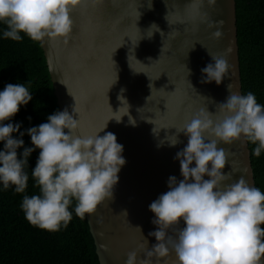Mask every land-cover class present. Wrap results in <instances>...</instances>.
<instances>
[{
	"label": "water",
	"instance_id": "95a60500",
	"mask_svg": "<svg viewBox=\"0 0 264 264\" xmlns=\"http://www.w3.org/2000/svg\"><path fill=\"white\" fill-rule=\"evenodd\" d=\"M70 15L73 31L67 45L62 38L40 43L58 111L68 109L72 114L76 108V135H95L107 125L99 135L115 134L126 161L118 174L114 200L105 201L87 215L90 231L100 264H126L132 251H137L139 262L147 259L146 251L157 243L149 236L157 230L149 205L169 190L170 176L183 179L175 157L188 138L180 133V143L171 147L168 142L172 135L202 109L215 114L217 105L229 96V84L233 92L242 95L236 3L83 0ZM153 24L163 37L158 28L152 29V38L147 37ZM218 29L223 33L219 38L213 36ZM208 52L225 55L231 66L219 86L201 83V70L214 63ZM121 89L129 108L117 98ZM128 114L136 121L135 126L129 123ZM115 118L122 120L118 123ZM161 141L163 145L158 146ZM218 147L231 152L225 174L232 173L233 181L243 177L254 187L248 143L242 138ZM125 210L128 216L122 212ZM185 226L181 220L180 227ZM148 259L152 264L176 262L171 251L167 257Z\"/></svg>",
	"mask_w": 264,
	"mask_h": 264
},
{
	"label": "clouds",
	"instance_id": "9594fccd",
	"mask_svg": "<svg viewBox=\"0 0 264 264\" xmlns=\"http://www.w3.org/2000/svg\"><path fill=\"white\" fill-rule=\"evenodd\" d=\"M82 3L83 0H0V23L7 26L4 38L19 42L20 33H24L34 42H56L62 38L67 45L73 31L70 14ZM153 28L158 27L153 24L147 31L149 39ZM157 32L163 37L160 29ZM222 35L219 29L213 33L217 38ZM209 55L214 63L201 70V83L215 82L219 86L228 77L231 66L225 55ZM187 71L189 76L188 68ZM227 87L229 96L226 102L217 105L215 114L202 109L190 122L176 129L177 134L168 142L175 147L180 143V133L188 138L187 145L175 157L180 162L183 179L177 181L170 176L169 190L149 205L156 217L152 223L157 226L149 236L155 237L157 243L146 251L147 259L138 262L137 251H132L127 254L126 264H152L148 257H167L170 251L175 253V264H262L264 192L243 177L233 181L232 173L225 174L223 170L231 152L218 145H232L243 138L257 145L253 155L260 157L264 152V107L257 103L253 93L241 95L232 91L231 84ZM124 91L121 89L117 98L129 108ZM31 100L32 95L23 84H8L0 92V142H4L5 148L0 151V183L5 190L14 185L16 193H24L29 181L25 167L31 153L39 149L32 176L40 194L25 195L21 207L32 226L58 232L72 220L69 207L73 199L74 211L80 219L94 213L105 201L114 200L118 174L126 164L124 149L115 134L99 135L107 125L95 135H76L79 121L74 116V107L72 114L68 109L58 111L48 117L47 123L28 129L35 149L24 148L23 159H18L17 149L24 147V141L13 138V133L21 137L24 133L20 132V125L4 122L10 121L20 106ZM127 116L135 126L136 121L130 114ZM115 120L119 123L122 118ZM122 212L128 216L126 210ZM181 220L186 225L183 228ZM134 228L142 235L139 226Z\"/></svg>",
	"mask_w": 264,
	"mask_h": 264
},
{
	"label": "trees",
	"instance_id": "16d2710c",
	"mask_svg": "<svg viewBox=\"0 0 264 264\" xmlns=\"http://www.w3.org/2000/svg\"><path fill=\"white\" fill-rule=\"evenodd\" d=\"M235 3L242 95L253 93L264 107V0ZM6 27L0 23V92L8 84H23L32 95L17 115L4 122L21 126L24 135L13 133V138L24 141V147L17 149L18 159H23L24 148L35 149L28 129L47 123L58 107L40 42L24 33H20L19 42L5 39ZM247 143L254 187L264 192V152L254 156L257 145ZM4 150V142H0V151ZM39 154L35 149L28 159L25 172L29 181L24 193H16L14 185L5 190L0 183V264H100L87 215L84 219L76 215L75 199L69 207L72 220L58 232L42 230L27 221L21 205L25 195L40 194L32 176Z\"/></svg>",
	"mask_w": 264,
	"mask_h": 264
}]
</instances>
